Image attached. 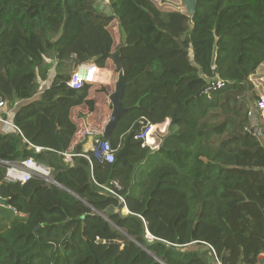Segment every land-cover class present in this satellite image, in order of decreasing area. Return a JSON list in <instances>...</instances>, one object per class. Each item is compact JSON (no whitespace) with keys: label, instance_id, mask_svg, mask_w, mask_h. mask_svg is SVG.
Masks as SVG:
<instances>
[{"label":"trees","instance_id":"16d2710c","mask_svg":"<svg viewBox=\"0 0 264 264\" xmlns=\"http://www.w3.org/2000/svg\"><path fill=\"white\" fill-rule=\"evenodd\" d=\"M104 2L0 0V97L17 103L19 130L0 132V160L32 158L63 188L8 183L0 167V264H257L264 145L248 113L257 98L249 78L264 62V0H195L192 17L151 0ZM114 51L126 82V112L106 139L114 160L77 156L68 166L70 112L95 106L92 85L70 88L69 71L104 68ZM165 121L156 150L135 139ZM72 150L84 154L82 143Z\"/></svg>","mask_w":264,"mask_h":264},{"label":"built area","instance_id":"2783aa9c","mask_svg":"<svg viewBox=\"0 0 264 264\" xmlns=\"http://www.w3.org/2000/svg\"><path fill=\"white\" fill-rule=\"evenodd\" d=\"M97 75L98 68L94 64L80 65L75 69L73 73H71L67 85L72 89L78 90L81 89L84 84H95L97 81ZM221 85L222 84L217 80L213 82V86H216L217 88H219ZM205 93H207V91H205ZM16 104H14V106H16ZM7 109V102L0 97V123L10 127L11 129H14L17 133H19V130L12 124V122L8 123L7 121ZM255 110L259 114V117L264 120V94L262 93L259 94L256 98ZM248 115L252 116L251 112H249ZM167 127L168 121H165L164 123L159 125H149L141 134L137 135L135 139L142 141V147L150 146L148 138L153 141V143L151 144H154L155 142L152 138L153 133L156 130H159L160 133L165 132ZM81 132L82 133L80 135H78L77 133H75V135L78 138H83L87 134V132L85 131ZM252 133L259 140H261L263 137L262 127L258 124L252 126ZM91 141V147L88 151L91 153V156L86 155V152H84V154H75L72 149H68L67 151L60 153L63 162L68 166H71L73 164L74 157L82 156L87 159L90 164L91 159L98 163H112L114 160L115 149L111 147L110 143L106 139L102 138V136L93 137ZM31 147L36 153L41 151V148L39 147ZM156 148H158V146ZM0 167L4 169V180L8 183L23 184L28 182L29 180L36 178L45 182L47 185H53L56 187H58L59 185L52 178V168L43 163L37 162L32 158H26L18 162H8L0 160ZM118 198L123 203V199L121 197Z\"/></svg>","mask_w":264,"mask_h":264},{"label":"crops","instance_id":"0c3cea01","mask_svg":"<svg viewBox=\"0 0 264 264\" xmlns=\"http://www.w3.org/2000/svg\"><path fill=\"white\" fill-rule=\"evenodd\" d=\"M105 3H107V0H105L104 4ZM183 11H186L185 8ZM87 64L93 65L92 62H88ZM116 79L117 72L115 65L111 61V59H109L105 63L104 68H98L97 81L95 84H92V87L90 89V98L95 102L93 112H89L85 106L73 108L70 112L71 120L75 122L78 127H80L81 131H85L87 132V134L83 138H78L76 135H74L69 149H73L74 146L82 143L83 152H88L91 147L92 138L102 133V130L106 124L104 115L107 114V106H111L109 105V95L114 91V87L110 86L112 84H115L114 82L116 81ZM249 81L254 87L256 97L261 93L264 94V62L258 67L255 74L249 78ZM98 85L102 87H97ZM99 111L103 112L100 113ZM250 112L254 117L253 119L255 125L258 124L262 127L263 137L261 139V142L264 145V120L259 117V114L255 110V106L251 108ZM257 117H259V120L255 119ZM211 264L219 263L216 261H212ZM257 264H264V255H260L258 257Z\"/></svg>","mask_w":264,"mask_h":264},{"label":"rangeland","instance_id":"374dc122","mask_svg":"<svg viewBox=\"0 0 264 264\" xmlns=\"http://www.w3.org/2000/svg\"><path fill=\"white\" fill-rule=\"evenodd\" d=\"M153 2V4L160 10L162 11H165V12H168V11H174V10H181L183 11L184 10V6L182 4V1L181 0H151ZM109 31L113 37V40H114V45L116 46L118 43H119V39H120V34H119V30H118V27L116 26V22H113L110 27H109ZM75 71V69H71L69 71V74L71 75V73H73ZM54 76V70L52 68H49L48 69V73L46 74V77L44 79L42 78H39L38 79V83H39V86H38V90H37V93L35 95L34 98H38L40 93L49 86L50 82L52 81V78ZM117 80V79H116ZM116 82V81H115ZM114 82V83H115ZM115 84H112L110 87H115L114 86ZM97 87H102L100 85H98ZM255 104H256V101H255ZM110 105V104H109ZM17 105L16 106H12V107H9L8 106V116H7V121L8 123H11L12 122V117H13V114L15 112V109H16ZM100 112V111H99ZM103 111H101L100 113H102ZM105 114V113H104ZM111 114V108L110 106H107V114L104 115V119L107 123L108 119H109V116ZM81 116V115H80ZM106 125V124H105ZM162 128V127H161ZM168 128V127H167ZM11 131V128L0 123V132L1 133H8ZM168 132V129L165 130V132H162L160 133L159 130H156L153 135H152V138L154 139V144H151L153 143V141H148L150 146H146V147H149L152 151L157 149L156 147L159 146V142L161 140V138L163 136H165V134ZM78 135H80L82 132H81V129L80 127L77 126V132H76ZM155 148V149H154ZM148 167L146 165H143L140 169H147Z\"/></svg>","mask_w":264,"mask_h":264},{"label":"water","instance_id":"95a60500","mask_svg":"<svg viewBox=\"0 0 264 264\" xmlns=\"http://www.w3.org/2000/svg\"><path fill=\"white\" fill-rule=\"evenodd\" d=\"M181 1L189 17H192L194 14V10H195V0H181ZM104 13L107 16L112 15V12L109 7L105 8ZM215 57H216V45H214V48H213L212 63H211L212 66H214L215 64ZM110 59L115 65L116 72H117V80L114 85L115 86L114 91L109 95V102L111 105V114L101 133V136L104 139H107L111 136L119 119L126 112V110L122 107L121 102H120L125 86H126V82L122 74V64L119 58V52L114 51ZM58 187L63 189L60 185H58ZM5 204H6L5 201H3L0 198V205L5 206ZM111 212H112V209H109L108 213H111Z\"/></svg>","mask_w":264,"mask_h":264},{"label":"clouds","instance_id":"9594fccd","mask_svg":"<svg viewBox=\"0 0 264 264\" xmlns=\"http://www.w3.org/2000/svg\"><path fill=\"white\" fill-rule=\"evenodd\" d=\"M168 124H169V122H168ZM156 150V149H155Z\"/></svg>","mask_w":264,"mask_h":264}]
</instances>
